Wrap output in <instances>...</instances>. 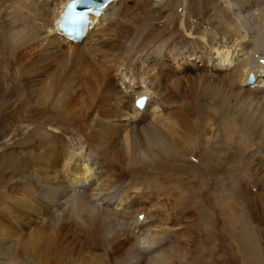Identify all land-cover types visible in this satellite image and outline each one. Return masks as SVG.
Returning a JSON list of instances; mask_svg holds the SVG:
<instances>
[{"label":"bare ground","instance_id":"6f19581e","mask_svg":"<svg viewBox=\"0 0 264 264\" xmlns=\"http://www.w3.org/2000/svg\"><path fill=\"white\" fill-rule=\"evenodd\" d=\"M70 1L0 0V114L10 115L0 123L37 117L23 142L0 143L11 182L0 264H197L172 231L173 206L183 215L187 198L172 195L158 219L145 192L160 194L161 176L210 177L225 162L233 184L239 161L264 203V0H188L181 16L184 0H114L78 42L58 28ZM211 141L204 163L184 166ZM129 190L140 193L123 206ZM249 206V220L227 215L224 233L232 253L264 264Z\"/></svg>","mask_w":264,"mask_h":264},{"label":"rangeland","instance_id":"374dc122","mask_svg":"<svg viewBox=\"0 0 264 264\" xmlns=\"http://www.w3.org/2000/svg\"><path fill=\"white\" fill-rule=\"evenodd\" d=\"M111 1L114 2V0H111ZM208 1H210V0H208ZM212 1L216 2V4H219V2H220L218 0H212ZM123 2L127 3L128 6L132 7V3H133L132 0H123ZM184 7H186L185 10H184ZM187 7H188V0L182 1V3L180 4V6L178 7V10H177L178 15L179 16H181L182 14L184 15L185 12L187 11ZM181 33L184 35V37H186V38L188 37L187 39H191V37L189 35H187V33H184V32H181ZM106 35L107 34H104L101 37V39H105L104 37H106ZM200 44H202L204 46H208L206 42H203V43L201 42ZM94 45L96 46V44H94ZM197 47L198 46H196L195 48H197ZM199 47H200V50L202 51L201 45H199ZM211 50L215 56H217L218 58L220 57V54L215 52L214 49L211 48ZM194 54H199V53L194 52ZM92 59L94 61H96V58H92ZM148 64L145 63V66L143 65V67H144V69L151 71L150 66H146ZM150 73L152 74L154 72L151 71ZM112 76L113 75H111V77ZM250 82L252 83V82H254V80L251 79ZM7 85H10V84L7 82ZM0 115L10 116L7 111L2 112ZM36 119H37V117L29 118V119H27V121L25 119H23V121L20 123H18L16 121V119H12V120H10V119L5 120L4 119L3 122L0 123V133H1L0 134V143L4 142V141L6 142L7 140H10V139H11V142H13V141L17 142L19 140L20 141L22 140V142H23V138H24L26 132L32 128V126H33L32 123L35 124ZM10 137H12V138H10ZM209 145L214 146L215 144L211 141L208 145H206V147L205 146H203L204 148L201 147V149L199 150V154H195V156L192 157L190 160H188V162L186 164H184V166L190 167V166L194 165V167H196V166H198L197 163H200V164L204 163L203 157H200L199 155H201V153L202 154L207 153V150L205 151V149ZM20 149L21 148H17L16 151L21 153ZM1 151L2 150L0 149V155H3L1 153ZM10 151H12V150H10ZM14 151H15V149H14ZM190 164H192V165H190ZM213 164L217 165L216 162H213ZM223 165H224L223 171L219 172L218 174L213 173V174H211L210 177H208L207 175H203L202 177L199 176L200 178L197 176L194 180H192V178L190 176L191 175L190 172H189V176H188L187 171L185 172L184 175H181V176H178L176 174H174L175 175L174 176L173 173L164 175L163 177L161 176V179H160L161 181H158L159 186L156 185L157 189L159 188L158 192L160 194L150 195L149 192H145L146 194H148L145 196L146 197L148 196V198L151 200V203H156V206H155L156 211H154L155 209L153 211L155 212V215L158 216V219L159 218L163 219L168 208L171 207L170 203L175 199V198H173L172 195H177V193H178V195L181 194L182 196H185L187 198L186 199L187 204L185 205L183 215H182V213H179L180 209L182 208L181 206H179V205L173 206V209H174L173 213L175 215L174 216L175 220L172 221V223L174 222L173 224L175 226L171 223L173 225L172 231L174 232L173 233L174 234L173 235L174 241L176 243H178L180 246H183L186 249H190L189 250L190 259H191V257L198 258L197 264H207V262H208V264H219V263L225 264L226 260H228V259L231 260L233 257H236L235 261H234V258L232 259L233 260L232 262L234 264H249L248 262L251 260L250 256H248L247 259H245L243 257L245 259V260H243L242 257L239 255L240 253H232L231 249H234L235 245H233L231 240L228 239L229 237L226 234V232L224 233V229H225V225L227 224L228 218H229V217H227V215L230 213H234V218H236L237 220L238 219L241 220V222H243V219L249 220L247 212L245 210L241 211V208H243V205L245 202L248 204V206L250 204L249 207L251 208V211L254 212V214H256L255 217L258 220V221H255L253 224L249 221V223L252 226L250 228L253 229V231L255 232L254 234H255L256 238L259 240V242L261 244L262 253H263L262 258L264 259V245H263V243H264V240H263L264 239V203L262 202V199L260 197H257V195H256L257 189L255 187V183L252 180L245 178L243 172L245 169H247V167H244V164L240 163L239 161L235 162L236 173H234L233 175L235 176L234 180L237 179V181H235V183H233V184L231 183V177H230L231 163L225 162ZM1 172L2 173H0V192H1L0 196L7 192V188L11 184V182H8V183L4 182V180L6 179V177L9 174V172L7 170H6V172H5V170L1 171ZM3 172H5V173H3ZM162 179H164L163 180L164 183H163ZM220 179H223L224 182H227L225 187H217L218 185L214 184V182L216 180H220ZM104 180H106V179L104 176L102 177V174H101V177L98 180L99 183H102ZM169 180H170V182H169ZM194 181L198 182V183H195ZM175 182H176V184H175ZM12 184H13V182H12ZM161 186H164V187H161ZM162 189H164V190H162ZM155 192H156V190L154 191V193ZM164 192H166V194ZM190 192H191V194H190ZM193 192L196 194H194ZM125 193L128 195V197ZM139 193L140 192L138 190H129L127 192H123L122 198H124V199L127 198V200H124L125 202L123 203V206H125L132 199L135 200L136 197L139 195ZM169 194L171 195V198L167 199L165 196L169 195ZM129 196H130V198H129ZM155 199H156V201H155ZM170 199H171V201H170ZM141 201L137 202L138 205L141 204L143 206L142 207L143 211L140 210L141 209V208H139L140 206L139 207L137 206L138 210H140L139 214L137 215V219H140V220H142L144 218V214H145L146 210H148L146 208L148 207V201L149 200L146 199V200H143L144 202H141ZM233 204H234V206H233ZM228 206L229 207L231 206V207L229 208ZM161 209H163V210H161ZM222 211L225 214H223ZM226 211H227V213H226ZM142 213H144V214H142ZM240 215H241V217H240ZM192 216H195V218ZM181 217H182V220L180 219ZM216 217L218 218L217 220L215 219ZM176 219H178V220H176ZM158 223L162 224L164 222L161 220ZM239 223L240 222H238V224ZM162 225H164V224H162ZM167 226L168 225H165L164 228H167ZM27 231L28 230H26V229L24 230V232H27ZM201 231H203V232H201ZM222 231L225 234V236L222 233ZM198 234H200V235H198ZM194 235L196 236V238ZM260 235L263 236V239L261 238ZM78 236H79V234H78ZM182 237H183V239H182ZM185 242H186V244H185ZM79 244L81 246V242ZM187 244L190 247H188ZM82 246H85V245H82ZM251 264H255V263H253V261H252Z\"/></svg>","mask_w":264,"mask_h":264},{"label":"water","instance_id":"95a60500","mask_svg":"<svg viewBox=\"0 0 264 264\" xmlns=\"http://www.w3.org/2000/svg\"><path fill=\"white\" fill-rule=\"evenodd\" d=\"M110 2L111 0H78V2H76V9L82 10L92 8L100 10L105 8Z\"/></svg>","mask_w":264,"mask_h":264}]
</instances>
